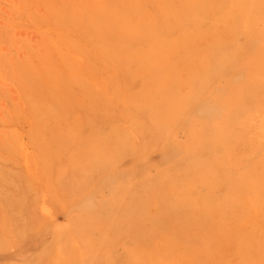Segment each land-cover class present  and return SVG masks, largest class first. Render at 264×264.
<instances>
[{
  "label": "rangeland",
  "instance_id": "1",
  "mask_svg": "<svg viewBox=\"0 0 264 264\" xmlns=\"http://www.w3.org/2000/svg\"><path fill=\"white\" fill-rule=\"evenodd\" d=\"M0 264H264V0H0Z\"/></svg>",
  "mask_w": 264,
  "mask_h": 264
}]
</instances>
